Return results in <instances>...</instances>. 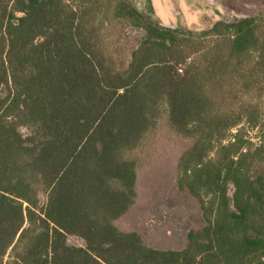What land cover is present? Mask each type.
I'll use <instances>...</instances> for the list:
<instances>
[{"label":"trees","instance_id":"obj_1","mask_svg":"<svg viewBox=\"0 0 264 264\" xmlns=\"http://www.w3.org/2000/svg\"><path fill=\"white\" fill-rule=\"evenodd\" d=\"M263 102L264 8L194 32L129 0H0V264H264ZM162 127L204 219L178 250L116 225Z\"/></svg>","mask_w":264,"mask_h":264},{"label":"rangeland","instance_id":"obj_2","mask_svg":"<svg viewBox=\"0 0 264 264\" xmlns=\"http://www.w3.org/2000/svg\"><path fill=\"white\" fill-rule=\"evenodd\" d=\"M129 1L154 22L194 32L205 30L218 20L232 22L255 16L264 8L260 0ZM125 33L136 40L140 37L138 31L129 28ZM125 41L126 47L132 44L129 38ZM250 136L258 142L256 131ZM187 143L185 138L164 127L154 133L138 161L135 203L116 220L120 229L136 231L148 245L158 249H182L187 232L204 225L199 202L181 191L176 183L177 161ZM43 201L41 196L40 204ZM67 241L71 245H83V240L76 236H69Z\"/></svg>","mask_w":264,"mask_h":264}]
</instances>
